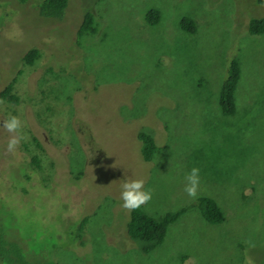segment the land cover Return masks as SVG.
I'll return each mask as SVG.
<instances>
[{
	"label": "rangeland",
	"instance_id": "374dc122",
	"mask_svg": "<svg viewBox=\"0 0 264 264\" xmlns=\"http://www.w3.org/2000/svg\"><path fill=\"white\" fill-rule=\"evenodd\" d=\"M258 2L69 0L55 19L34 0H0V121L18 115L27 137L10 153L0 128V251L15 244L31 262L55 264H264V33H249L264 16ZM88 12L95 31L79 37ZM27 48L40 53L31 65ZM233 59L241 74L226 115L219 91ZM12 80L16 103L1 96ZM140 131L156 140L151 161ZM124 178L144 181L152 195L140 207L156 219L186 208L148 252L127 232ZM202 196L222 222L193 205Z\"/></svg>",
	"mask_w": 264,
	"mask_h": 264
},
{
	"label": "trees",
	"instance_id": "16d2710c",
	"mask_svg": "<svg viewBox=\"0 0 264 264\" xmlns=\"http://www.w3.org/2000/svg\"><path fill=\"white\" fill-rule=\"evenodd\" d=\"M28 0H17L19 5L25 4ZM34 6L38 10L40 16L45 18L60 19L68 6L69 0H34ZM258 3H264V0H259ZM6 18L15 15V12H8ZM9 19V18H8ZM146 19L150 23H157L160 20V12L157 9H152L146 13ZM94 15L88 12L84 15V19L79 27L78 36L83 32L95 31L93 27ZM182 27L189 32L196 30V24L191 18L182 19ZM249 33L258 35L264 33V16L254 17L249 21ZM40 53L36 48H27L22 55V63L31 65L39 58ZM241 74L239 61L233 59L230 63L229 75L221 85L219 91V102L224 114L229 115L235 111V89ZM14 80L10 81L1 91V96L9 99V101L16 103L18 101L16 95L13 93ZM138 139L142 143V154L146 161H151L154 153L157 150V143L155 138L146 131H140L137 134ZM37 141V138H34ZM40 159L37 155L32 157L31 163L35 167H39ZM29 177V176H28ZM193 205L197 206L203 217L210 223H220L224 220V214L215 202L209 197H198ZM186 210L182 208L176 212H168L162 218L156 219L146 214L141 207L130 211V219L127 222V232L132 240L138 243L143 252H148L152 248L159 245L165 238L168 226L174 223L178 217ZM88 217H82L77 225L80 232H84ZM83 230V231H82ZM78 233H76V236ZM81 236V235H79ZM9 254V255H8ZM5 260L9 257L10 261L16 264H55L54 262H31L21 252V249L15 244L7 246L6 250L0 251V257Z\"/></svg>",
	"mask_w": 264,
	"mask_h": 264
},
{
	"label": "clouds",
	"instance_id": "9594fccd",
	"mask_svg": "<svg viewBox=\"0 0 264 264\" xmlns=\"http://www.w3.org/2000/svg\"><path fill=\"white\" fill-rule=\"evenodd\" d=\"M23 127L24 121L18 115L9 114L6 119L0 121V128L10 134L5 145L7 152L14 153L21 141L27 139L22 132ZM198 177L199 169L197 167L190 168L184 176L183 192L188 198L196 196ZM120 188V206L129 211L139 208L151 199L152 193L150 190H145L142 179L124 178Z\"/></svg>",
	"mask_w": 264,
	"mask_h": 264
}]
</instances>
